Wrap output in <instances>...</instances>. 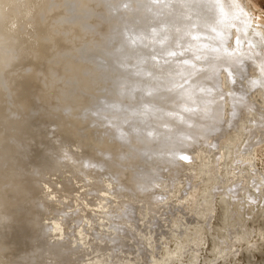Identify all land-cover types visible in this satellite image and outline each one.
I'll return each instance as SVG.
<instances>
[{
    "label": "bare ground",
    "instance_id": "6f19581e",
    "mask_svg": "<svg viewBox=\"0 0 264 264\" xmlns=\"http://www.w3.org/2000/svg\"><path fill=\"white\" fill-rule=\"evenodd\" d=\"M253 18L241 0H0V264H45L41 253L47 249L66 259L59 264H104V244L92 258L88 255L89 235L79 234L84 249L72 247L76 240L68 248L59 244L66 237L67 217L78 218L79 210H86L104 213L107 220L111 212L134 210V204L138 209V202L147 200L139 185L146 180L133 176L139 157L145 161V151L135 152L132 166L131 155L124 157L133 142L138 147L157 143L146 151L156 157L191 154L190 147L202 148L215 137L211 128L221 127L224 104L218 99L220 78L210 75L215 81H207L202 60L224 58L233 66L232 75L246 60L258 62L259 75L250 84L264 91V31ZM232 29L237 32L232 34L234 50L228 47ZM98 76L109 83L108 89L104 84L100 102L92 97L98 103L90 105L98 104L102 111L105 127L100 133L114 140L112 152L92 149L90 139L75 130L76 108L83 102L78 91L86 92L87 81ZM185 80L192 82L190 87L182 88ZM241 87L231 93L234 113L251 104L238 97H247ZM250 114L249 125L243 122V133L239 131L242 146L248 141L241 151L245 156L239 153L242 148H230L226 155L232 180L240 173L237 158L250 162L258 133L264 134L258 110ZM160 157L152 175L172 162ZM185 171L189 174L191 167ZM200 173L208 180L212 172ZM258 183L255 192L261 190ZM224 195L241 200L239 209L255 203L244 201L246 191ZM154 197L147 200L151 214L162 206ZM66 254L74 256L67 259Z\"/></svg>",
    "mask_w": 264,
    "mask_h": 264
},
{
    "label": "rangeland",
    "instance_id": "374dc122",
    "mask_svg": "<svg viewBox=\"0 0 264 264\" xmlns=\"http://www.w3.org/2000/svg\"><path fill=\"white\" fill-rule=\"evenodd\" d=\"M241 1L250 15L254 17L253 19L255 21L257 19L256 27L264 31V0ZM234 30L236 31V29H232L230 36L231 40L228 42V47L233 50L236 46V43L233 42V40H235L233 35L236 36L237 34ZM213 53L219 55L218 51H214ZM202 62L205 63L203 69L204 74H206L208 78L207 81H215L214 77L210 75L220 78V97L218 99L219 102L224 103L220 123L221 127L211 128V133H213L212 136L217 133L213 138L216 142L213 139L208 141L202 148L199 147L202 150L190 147L188 153L191 154L188 155L177 154L176 152L172 155L159 154L155 157V155L146 151H149L150 148H155L157 143H153L154 145L151 143H144L138 147L137 145L139 144L134 138L135 142H133L134 145L132 144L133 148L128 147L129 151L126 148L124 151L128 153L124 152V157L127 158L128 155L132 156V158L130 156V160H128V162H131L132 166V159H134L135 152L145 151V153L142 152V158L148 161V164L146 166L145 161L142 162L141 157H139L137 161L138 164L136 163L133 169V176L136 178L139 176L140 179L146 180L145 183H141L139 180V185H141V187L143 185L142 190L148 193L146 196L149 195L151 198L152 196L154 197V195L157 196L154 197V199L157 201L159 200V204L162 205L160 209H157L158 213H155L157 212V210H155V212L153 211L155 215L153 216V214H151L152 206L147 202L148 198L149 201L151 200L149 196H147L148 198L144 202H138V209L134 204V210L126 209V212L123 213L119 211L111 212L112 214L114 213V215L110 216L112 221H110V218H107V216V220H104V213H100V215L99 213L87 214L86 212L88 211L85 210L84 214L79 210L80 215L79 217L77 216L78 218H74V215H69L67 217L68 220L65 225L67 227L66 237L64 236L63 239H59L60 245L64 248H68L74 244L73 241L76 240L77 244L72 247L74 248L76 246V249H84L86 247L82 244L84 242L79 238V234L83 233V236H85L84 234H86V236L89 235L90 242L89 245H87L89 248L86 250L88 255L92 258L94 256L93 253L100 247L101 243L104 244V247L108 251V257L105 256L107 260L104 264H152V262L156 264H264V134L261 132L258 133L259 136L253 144L256 146L253 147L254 150L249 157V159H251L250 162L247 161L242 163L240 157L237 158L238 167L240 166V173H238L237 178H233L234 180L231 179L232 177L227 176L229 171L228 164L232 165V163H230V160H228L226 156L230 148L234 151L242 148L239 150V153L243 155L241 151H243L248 141L242 146L241 143H243V139H239V131L243 129L245 124L247 126L249 125L250 118L253 117L250 113L254 114V112L258 110L259 115L257 114L256 118L264 124V91L259 90L260 88L253 89L250 84L251 81L255 80L257 75H259L258 64H256L258 62L246 60L244 64L240 65L238 68H233L235 76L232 75L231 67L233 66H230V63H226L224 58L210 55L207 60L204 59ZM102 80L100 76L88 80L87 84L89 86L85 90L86 92L80 93V90L78 91L83 98V102L76 108L78 115L75 116L74 119L77 120L78 126L75 130H78V133L90 139V143L92 144L90 146L92 149H103L107 152H112L110 145L112 141L114 143V140H110L105 136L103 137V128L105 125L101 123L105 120L103 116H101L102 111L98 108V104L95 108V103L100 102L99 95L102 93L100 89H102L104 84L105 88L108 89V85H106L108 82L103 80L105 83H102ZM191 83V81L185 80L182 84V88L190 87ZM239 85L240 87L242 85L239 90L246 92L247 97H238L244 100L248 99L251 104H246L248 107L243 108L245 109L243 112L234 113L232 105L230 104V97L232 96V90L234 88H239ZM102 90L104 91V89ZM96 91L98 93H96ZM92 97L98 102H95ZM91 103L95 105L91 106ZM89 105L93 107V110L90 109ZM97 109L98 111H94ZM49 110H51V108H49ZM88 114L90 115L87 116ZM94 117L96 119H94ZM90 118L92 121L95 120V122H91ZM254 128L256 129V125ZM208 129L209 128H206L205 130L209 131ZM100 134H102V137ZM99 138L101 140L100 145L104 144L103 146L105 147L98 145L97 142ZM102 139H104L105 142ZM145 144L146 146H143ZM159 145L161 146V144L158 143V146ZM116 150H118V148ZM159 156H162L160 158L164 160L165 158H170L172 162L166 166H160L158 173L152 175L151 170L157 166V161H160ZM139 161L141 163H139ZM208 161L210 162L208 163ZM179 165L180 167L178 168ZM248 166L250 167L249 169ZM124 167H126V164ZM190 167L191 172L189 174L184 173L186 172L185 170ZM251 168L257 171L260 177L255 178ZM201 169L211 171L212 177L210 175L208 180L203 178L200 173ZM257 182H259L257 184L258 188L262 185V187L260 186L261 190L259 192H255L253 189L254 183ZM238 190L244 194L246 191V193L249 194V197L244 199L245 202H250L249 198H251L255 200V203L251 204L246 202L247 206H243L242 204V209H239L238 204L240 202L242 203L241 200L232 198L235 200L234 202L233 200H228L224 195L237 192ZM157 191L160 195L158 193L156 194ZM210 193L213 194L212 197H210ZM206 194L211 201L209 207H207L208 203L203 202ZM253 200L251 202H253ZM164 208L168 210H162ZM202 212L205 213L203 217L201 216ZM115 213L118 215H115ZM124 213L128 219L123 217ZM88 215L93 218L90 222H88V218L91 217ZM95 215H97L98 218L102 216L99 219L96 217L98 220H95ZM129 217L134 218V220L132 218H130L132 220H129ZM127 222H131L134 225L129 227V225H126ZM55 225L56 224H52L50 230L47 231L48 237L51 235ZM82 228L84 229L82 230ZM95 229L98 231L96 232ZM77 236L78 238H75ZM76 241L74 242L76 243ZM186 251L188 253H186ZM172 254H175V257ZM55 255L57 257L56 259H54ZM71 255L72 254H66L65 256H67L66 258L68 259ZM171 256H173L174 259ZM165 258L166 260L168 259V261H166ZM41 260H44L45 264H59L62 262L63 258L59 254L47 249V252L41 253ZM65 260H63V262Z\"/></svg>",
    "mask_w": 264,
    "mask_h": 264
}]
</instances>
